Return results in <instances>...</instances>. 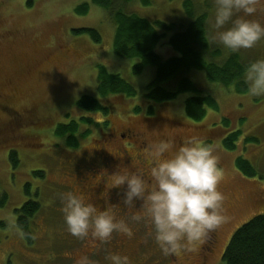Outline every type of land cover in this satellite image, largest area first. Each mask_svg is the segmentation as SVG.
Here are the masks:
<instances>
[{
    "label": "rangeland",
    "instance_id": "rangeland-1",
    "mask_svg": "<svg viewBox=\"0 0 264 264\" xmlns=\"http://www.w3.org/2000/svg\"><path fill=\"white\" fill-rule=\"evenodd\" d=\"M90 1L0 0V193L8 194L7 204L0 207V264H69L65 247L78 245L73 242L79 239L67 232L64 222L61 195L66 193V187L62 183L63 174L77 172L80 160L91 151L96 138H101V132L108 130L109 124L118 127L131 123L147 132L153 141L170 137L174 143L182 144L190 136L182 130H171L170 123L164 119L186 123L187 130L207 136L200 137L216 148L221 182L235 197L233 212L218 248L208 261V264H223V255L234 233L255 216L264 214V97H250L247 89L241 92L236 87L212 83L204 70L192 69L184 75L195 82L198 92L179 94L165 105L150 101L146 96L147 86L154 80L156 69L147 68L137 75L134 65L138 59H126L114 53L116 23L111 12L94 4L88 14L78 15L75 11L78 5ZM186 1L194 3L197 13L207 12L206 36L212 51L221 52L217 57L209 53L208 59L224 64L232 53L214 40V29L208 23L213 11L212 0H151L150 5H144L141 0H116L115 8L139 14L152 22L160 20L174 24L170 31L160 30L163 37L156 47V52L167 60L181 56L171 38L193 21L185 11ZM82 28L97 29L102 42H94L87 34L73 33ZM66 47L70 52L59 50ZM255 48L235 54L249 64L264 58V41ZM100 66L112 74H119L137 91L132 98L121 94L107 97L105 101L114 106L111 105L112 112L108 115L81 110L77 106L81 95L98 97ZM83 89L85 93L75 94ZM194 95H211L219 110L209 109L201 121L189 118L185 101ZM21 106L41 107L32 119L22 118L11 126ZM150 107L154 109L152 113ZM82 118L93 122L82 123L81 131L89 130V134L79 135L78 148L69 147L55 136L58 123ZM235 132H240L235 148H225L224 140ZM253 137L259 141L247 140ZM12 151L19 155L17 168L10 161ZM239 157L254 165L257 171L254 177L243 173L239 176L241 172L236 164ZM36 171L44 172L45 176L35 175ZM27 183L31 184V195L25 192ZM28 200L41 204L40 211L31 220L35 233L33 244L25 241L17 224L16 210ZM139 237L129 241L124 251L131 262L137 259L142 264H175L163 255L159 245L149 246L147 238ZM176 255L185 264L201 260L199 255L192 260L187 258L193 255V249L187 255L185 248L181 249Z\"/></svg>",
    "mask_w": 264,
    "mask_h": 264
},
{
    "label": "clouds",
    "instance_id": "clouds-1",
    "mask_svg": "<svg viewBox=\"0 0 264 264\" xmlns=\"http://www.w3.org/2000/svg\"><path fill=\"white\" fill-rule=\"evenodd\" d=\"M208 21L214 40L225 50L238 53L253 49L264 41V0H212ZM243 80L250 97H264V58L247 64ZM154 161L148 173L140 170L114 174L122 188L120 203L128 210V219L117 218L113 208H97L73 192L61 195L67 232L78 238L107 242L114 233L134 236L132 223H143L164 256L202 241L208 232L224 222V195L218 184L221 172L216 148L196 136L176 146L161 138L148 145ZM131 221L132 223H130ZM110 264H130L127 255L111 254ZM75 264H94L87 254Z\"/></svg>",
    "mask_w": 264,
    "mask_h": 264
},
{
    "label": "trees",
    "instance_id": "trees-1",
    "mask_svg": "<svg viewBox=\"0 0 264 264\" xmlns=\"http://www.w3.org/2000/svg\"><path fill=\"white\" fill-rule=\"evenodd\" d=\"M115 1L91 0L78 5L75 11L78 15L88 14L91 4H94L111 12L116 23L114 53L122 58L138 59L139 62L134 65V73L137 75L142 74L147 68L156 69L154 80L147 86L146 96L150 101L165 105L179 94L198 92L195 82L184 75L192 69L204 70L206 78L212 83H221L228 88L236 87L241 92L247 89L243 80V71L247 64L238 54L232 53L224 64L208 59L209 53L217 57L221 55V52L212 51L211 43L206 36L207 12L197 13L194 3L186 1L184 4L187 15L193 21L185 30L174 34L171 38L172 45L181 53V56L164 60L156 52V47L163 37L160 30L170 31L174 29V24L160 20L152 22L139 14L116 10ZM141 1L144 5L151 4V0ZM73 33L87 34L94 42H102L101 33L95 28L76 29ZM98 83V97L92 94L82 95L77 101L78 108L108 115L112 112L113 105L105 101L107 97L121 94V96L132 98L137 94L132 84L119 74L110 73L104 66L99 67ZM139 108L137 110H140ZM150 109L152 113L154 109L152 107ZM209 109L219 110L216 100L211 95H194L185 101L186 115L195 121H201ZM92 122L87 118H82L58 123L54 134L65 141L69 147L78 148L79 135L86 137L89 134V130L81 131L82 123L91 124ZM239 134L240 132L230 134L224 140L225 148L234 149ZM247 140L259 141L256 137ZM10 161L14 168L19 166L20 159L17 151L10 153ZM236 164L244 175L254 177L257 174L254 165L248 159L239 157ZM34 174L40 177L45 176L42 171H36ZM25 187V192L31 195V184L27 183ZM36 192L38 194V191ZM7 201L8 194L0 193V207H4ZM40 208L39 202L28 200L16 210L18 227L29 244L35 242L31 220L38 214ZM223 264H264V214L255 216L234 233L223 255Z\"/></svg>",
    "mask_w": 264,
    "mask_h": 264
},
{
    "label": "flooded vegetation",
    "instance_id": "flooded-vegetation-1",
    "mask_svg": "<svg viewBox=\"0 0 264 264\" xmlns=\"http://www.w3.org/2000/svg\"><path fill=\"white\" fill-rule=\"evenodd\" d=\"M260 18L264 19V14H262ZM61 45L64 47L67 46V44L64 43ZM59 50L70 52L68 47ZM252 50H256V48H253ZM48 58H51V56ZM16 91L17 90L15 89L14 93L15 95H18ZM77 92H75V94H81L83 90ZM15 97L17 98V96ZM51 105L53 106L54 104ZM26 107L27 106L20 107L21 112L19 111L18 114L14 115L16 119L11 121V126L18 123L22 118L31 117L32 119L36 116V111H39L41 106H34L33 108ZM163 121L170 123L169 128L171 130H182L181 132H186L190 134V136H196L202 141L203 139L201 137H207L203 136L201 133L187 130L186 127L188 125H186V123L169 119H164ZM104 125L108 126V124ZM22 127L23 126H21V128ZM151 142H153L152 137H149V134L143 132L142 128L138 126H134L131 123L125 125L122 124L118 127L109 124L108 130H103L101 132V138H96V143L92 146L91 151H89L86 156L82 157L77 172L74 174L65 172L63 174L62 183L66 187V192H73L74 194L81 195L87 202L93 203L101 210L105 207L113 208L117 218L128 219L130 216L128 210L117 205L120 203L123 189L117 187V177L114 174H117L119 171L122 173L136 170L148 173L154 164L153 159L148 154V145ZM174 144L176 146L180 145L178 142ZM239 176L242 177L243 175L240 173ZM221 178L218 188L224 195L223 214L225 219L218 228L208 232L202 241L191 246V249H193V255L187 256V258L192 260L193 257L196 258L197 255H199L201 260L199 263L196 262V264H208L209 259L215 254V251L218 248L223 229L226 227L230 214L233 212L235 197L232 193L226 190L225 185L221 182ZM129 222L132 223L131 221ZM132 227L135 233L132 238H128L119 233H114L112 239L107 242H100L92 240L91 238L79 239L78 241L73 242V244L78 245H70L69 249L65 247L64 251L65 255L69 254V264H75V259L81 254H87L94 264H110L106 257L115 253L128 256L124 251L129 247V241L134 237L137 238V236H140L139 238L143 239L147 238V244L149 246L154 244L158 247V244H155L154 239L148 235L149 229L143 223H132ZM190 251L191 250L185 248L186 255L189 254ZM168 257L169 262L185 264L182 260L177 258L176 254L172 255V259L170 258V255ZM135 263L142 264L140 260L137 259H134L133 262L130 261V264Z\"/></svg>",
    "mask_w": 264,
    "mask_h": 264
}]
</instances>
